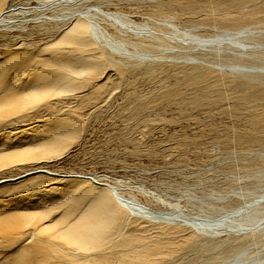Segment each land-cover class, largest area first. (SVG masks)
<instances>
[{
  "label": "bare ground",
  "instance_id": "bare-ground-1",
  "mask_svg": "<svg viewBox=\"0 0 264 264\" xmlns=\"http://www.w3.org/2000/svg\"><path fill=\"white\" fill-rule=\"evenodd\" d=\"M249 2L251 13L187 18ZM263 11L264 0H0V264H264ZM108 113L130 154L230 160L209 178L224 186L182 201L150 192L167 206L152 209L105 174L72 171Z\"/></svg>",
  "mask_w": 264,
  "mask_h": 264
},
{
  "label": "rangeland",
  "instance_id": "rangeland-1",
  "mask_svg": "<svg viewBox=\"0 0 264 264\" xmlns=\"http://www.w3.org/2000/svg\"><path fill=\"white\" fill-rule=\"evenodd\" d=\"M255 6L256 3L249 2L240 8L215 11L212 3H209L207 6L198 8V11H194L187 18L196 21L204 19V21L211 22L218 18H224L228 14L243 15L251 13ZM129 11L131 15L139 16L141 19L151 12L142 2H137ZM262 21L260 24L261 29L264 28V19ZM67 96L70 97L71 95ZM107 111L112 112L110 108ZM106 118V121L95 129L96 133L94 136L96 139L92 142V139L89 138L91 135H88L87 141L89 142H86L85 146L82 145L84 149L82 146V149H80L84 151H80L79 155L70 163L69 161H66L65 164L63 163L65 166L69 163L68 165L72 167V171L80 174L90 173L95 175L94 181H97L96 178L98 176L105 174L110 177L109 184L115 185L122 196L145 203L152 209H167V206L156 201L152 194L164 195L172 199L178 198L182 201L183 198L181 196L186 190L192 189L199 194L212 187L221 188L224 186L221 182L210 180L209 178L212 171L218 170L217 165H228L230 160H220L219 157H215L212 160H207L202 167H195L191 162H187V166H173L171 163L166 166L161 163L156 164V160H159L158 158H155V160L152 157L137 153L130 154L129 150L131 148L125 149L127 145L124 140L123 122L118 118L112 117L109 113ZM223 120L228 125L232 117L227 112L224 114ZM110 122L113 124H110ZM128 123L131 126L133 125L131 120ZM0 130H4V126H1ZM165 132L170 133V129H165ZM7 134L5 133L2 137ZM159 135H161V132ZM101 140L104 144L100 143ZM97 141L99 142L98 145L96 144ZM163 143L174 146L176 142L168 140ZM95 150L99 151L96 152ZM92 151L95 152L93 153ZM208 153L213 156L218 155V148L212 146ZM185 155L191 157L192 154L187 151ZM221 176V174H218V177Z\"/></svg>",
  "mask_w": 264,
  "mask_h": 264
}]
</instances>
